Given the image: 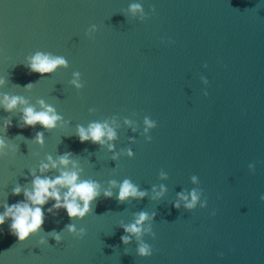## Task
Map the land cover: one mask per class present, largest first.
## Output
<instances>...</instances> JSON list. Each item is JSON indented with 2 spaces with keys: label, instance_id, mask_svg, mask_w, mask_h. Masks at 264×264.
I'll list each match as a JSON object with an SVG mask.
<instances>
[{
  "label": "water",
  "instance_id": "1",
  "mask_svg": "<svg viewBox=\"0 0 264 264\" xmlns=\"http://www.w3.org/2000/svg\"><path fill=\"white\" fill-rule=\"evenodd\" d=\"M134 3L142 5L143 15L133 12ZM37 51L67 57V66L43 76L30 72L27 58ZM77 72L79 88L71 82ZM0 77V99L7 93L28 102L11 111L0 106V135L19 145L0 160V211L23 198L12 189L29 186L30 169L38 170L49 154L55 159L72 152L80 178L98 181L101 190L85 217L70 219L63 208L45 212L41 231L25 241L9 232L8 222L0 226V264H264V3L0 0ZM29 82L33 87H23ZM40 100L63 120L53 129L16 127L21 109L39 110ZM144 115L158 122L151 142L142 127L133 132L125 123V117L142 123ZM5 119L13 121L7 131ZM105 120L117 132L108 142L114 150L78 140L77 125ZM36 131L44 132L43 145L31 140ZM252 161H258L255 173L247 168ZM193 174L200 184L190 180ZM124 179L147 195L118 201V186L109 182ZM161 184L167 191L157 196L152 186L160 191ZM192 187L205 190L208 208L173 207L177 193ZM105 189L111 198L103 196ZM141 210L155 213L144 222L155 238L142 236L153 245L150 257L137 255L134 234L129 244L120 240L122 225L133 223ZM70 223L86 235L74 239ZM53 230L63 237L59 243L47 235ZM41 236L43 245L37 243Z\"/></svg>",
  "mask_w": 264,
  "mask_h": 264
},
{
  "label": "clouds",
  "instance_id": "2",
  "mask_svg": "<svg viewBox=\"0 0 264 264\" xmlns=\"http://www.w3.org/2000/svg\"><path fill=\"white\" fill-rule=\"evenodd\" d=\"M259 3H264V0H259ZM133 12L141 11L143 15L142 5L134 3L131 6ZM156 8L153 6V13ZM98 26L96 24L91 25V32H97ZM93 36H90L92 38ZM168 43H172L171 38H168ZM28 63L26 67L30 72L39 73L42 76L47 73H51L57 69L58 66H67V57H61L48 52L37 51L27 58ZM202 67L206 69L207 63L203 64ZM76 79L71 82L76 87H82L79 83L80 73H74ZM201 83L205 86L209 84L208 77L201 74L199 76ZM5 83V79L0 77V85ZM33 82L25 84L23 87H33ZM202 94L207 97L209 95L207 87L202 89ZM27 100L24 97L9 95L4 93L2 99H0V106H3L5 111H11L18 105L27 104ZM41 108L37 110L34 106H27L21 109L22 115L20 122L17 123L16 127H35L37 124L42 129H53L57 126L58 122L63 120L62 114L58 113L56 109L46 104L43 100L39 101ZM92 110V109H90ZM13 121L5 119L3 121V130L7 131L12 126ZM115 118L112 119L111 124H115ZM125 123L132 126V131L137 132L139 127H142V134L145 136L148 142H151L152 135L151 130L158 126L157 120L153 119L150 115H144L142 123L140 121H132L128 117H125ZM75 135L78 140L83 143L85 141H91L92 143H98L104 145L107 143L109 150H114V145L108 143L117 137V132L114 127L110 126L108 120L103 122L92 121L87 126L77 125ZM18 137L27 139L21 134ZM106 138V139H105ZM130 141L134 142L135 137H130ZM31 140L36 143L43 145L44 143V132L36 131ZM11 152H18L19 145L10 144L9 141L0 135V160H3ZM135 153L131 148L128 149V155L132 156ZM73 153L65 151L60 154L57 158H53L51 154L46 157V160L41 161L36 168L30 169V175L32 176L29 186L21 185L19 183L12 189L14 196H20L23 194V198L17 200L15 203H5L3 211H0V226L8 222L9 232L14 235L19 241H25L30 235H35L41 231L42 226L45 222V212L52 213L54 210L63 208L66 211L68 217L71 218H83L87 213L92 210L93 202L101 195L100 184L98 181L91 179H81L78 161L74 160ZM116 158L115 156L113 157ZM258 161H252L247 164L249 172L255 173ZM51 169H56L58 175L50 176L47 175ZM163 179H167L168 172L161 171L160 173ZM190 180L193 182L201 183L198 175L193 174L190 176ZM113 186H118V192L115 194L118 201H125L130 197L143 198L147 195V189H140L138 185L129 179L123 181H110ZM157 186L153 185L152 190L157 196H160L162 192L167 191V185H159L160 191H156ZM105 198H111L113 192L111 189H105L103 191ZM179 197L173 201V207L179 209L183 206L188 211L208 208V196L202 187L197 189L196 187L183 189L177 193ZM53 201L50 206L49 201ZM259 200L264 202V193L259 194ZM210 216L216 215V210L211 209L209 211ZM155 218V213L149 214L148 212L141 210L137 213L136 219L131 224L122 225L124 234L121 235L120 240L124 244L132 242L134 234L137 240L136 253L142 257H150L153 255L154 248L151 243L142 239L143 233H151L155 238L156 233L151 231V225H144L146 220ZM69 232L74 233V239H82L86 235V230L83 228H77L75 224L70 223L67 226ZM2 231V228H0ZM47 235L59 243L63 237L60 233L55 230L48 232ZM38 244L43 245L46 243L44 236H41ZM219 257L224 256L223 251H218Z\"/></svg>",
  "mask_w": 264,
  "mask_h": 264
}]
</instances>
